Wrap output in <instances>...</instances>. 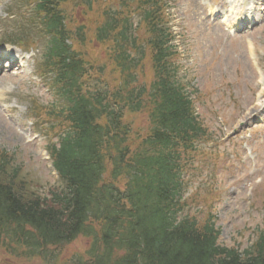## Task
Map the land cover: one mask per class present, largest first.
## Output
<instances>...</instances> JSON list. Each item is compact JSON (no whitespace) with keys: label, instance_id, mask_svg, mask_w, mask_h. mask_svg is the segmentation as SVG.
<instances>
[{"label":"trees","instance_id":"trees-1","mask_svg":"<svg viewBox=\"0 0 264 264\" xmlns=\"http://www.w3.org/2000/svg\"><path fill=\"white\" fill-rule=\"evenodd\" d=\"M35 1L51 37L46 63L65 87L69 130L50 149L59 181L43 194L18 184V169L0 153V247L43 264H264V231L239 251L217 242L210 220L200 225L182 213L176 152L205 130L175 78L162 0H135L123 12L105 2L94 38L111 50L104 66L95 64L109 82L86 92L78 90L82 64L65 43L60 7L68 0ZM151 34L153 78L144 84L137 73L147 56L139 43L150 46ZM142 114L145 132L134 127ZM78 236L90 240L84 256L60 259L59 250Z\"/></svg>","mask_w":264,"mask_h":264},{"label":"rangeland","instance_id":"rangeland-1","mask_svg":"<svg viewBox=\"0 0 264 264\" xmlns=\"http://www.w3.org/2000/svg\"><path fill=\"white\" fill-rule=\"evenodd\" d=\"M223 1L162 0L169 20L166 25L175 36L178 74L192 94L206 133L193 150H180L182 213L200 225L212 217L219 229L218 242L242 251L264 231V8L252 11L249 22L237 24L243 29L229 32L225 25L236 20ZM254 1L260 7L264 3ZM208 4L225 13L226 23L221 15L209 16ZM26 8L20 0H0V51L25 58L21 67L0 71V152L18 169V184L43 194L58 184L46 146L56 141L59 131L50 129V121L51 126L55 121L46 112L52 109L50 104H55V110L65 104L54 94L52 73L41 59L45 38L38 40L36 32L41 28ZM72 18L79 20L76 14ZM30 22L36 29L33 25L29 29ZM88 41L91 44L80 49L85 59L107 58L109 48L105 52L92 39ZM23 51H29L31 58ZM149 67L146 59L140 82H144L141 76L151 78ZM93 76L88 73L86 84L91 85ZM100 76L109 82L105 74ZM147 123L146 115H140L135 130L145 132ZM88 246V238L78 237L63 248L61 258L84 255ZM0 264L41 262L16 258L0 247Z\"/></svg>","mask_w":264,"mask_h":264},{"label":"bare ground","instance_id":"bare-ground-1","mask_svg":"<svg viewBox=\"0 0 264 264\" xmlns=\"http://www.w3.org/2000/svg\"><path fill=\"white\" fill-rule=\"evenodd\" d=\"M223 2L226 5V7L229 8V13L235 14L236 21L238 23L240 21H242L243 19H249V17L252 14L249 12V10H255L257 7L256 6L257 4H255L254 0H246L245 3H243L244 0H240V1H238V3H234L233 1L231 2L230 0H224ZM209 5L210 4H208L207 6H209ZM245 6H246V8H245ZM212 10H213V14H220V10L218 9V7H214ZM222 16L224 18L226 17L224 12H222Z\"/></svg>","mask_w":264,"mask_h":264}]
</instances>
